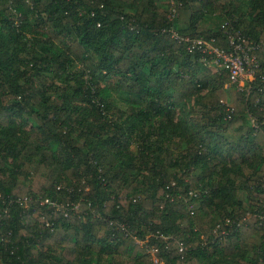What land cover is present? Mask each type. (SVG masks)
<instances>
[{
	"label": "trees",
	"instance_id": "1",
	"mask_svg": "<svg viewBox=\"0 0 264 264\" xmlns=\"http://www.w3.org/2000/svg\"><path fill=\"white\" fill-rule=\"evenodd\" d=\"M163 30L264 43V0H0V264H264V47L240 92Z\"/></svg>",
	"mask_w": 264,
	"mask_h": 264
},
{
	"label": "built area",
	"instance_id": "2",
	"mask_svg": "<svg viewBox=\"0 0 264 264\" xmlns=\"http://www.w3.org/2000/svg\"><path fill=\"white\" fill-rule=\"evenodd\" d=\"M13 1V0H9ZM175 16V7L172 4L170 8L169 18ZM163 33H168L171 39L184 44L189 53L199 52L203 55L202 62L208 69H214V72L225 71L228 75L229 83L236 86L237 91L248 92L247 85L253 81L255 74L260 73L258 59L254 56V51L263 46L264 43L247 44L244 39L237 34H231L228 37V48L219 49L211 42L203 38H180L173 30H163ZM264 77V72L262 73ZM232 109L230 110V113ZM252 127L258 129L256 123L252 120ZM264 133V129H263ZM142 245L143 242L136 241ZM148 252L152 256L153 264H159L160 260L155 256V250L149 249Z\"/></svg>",
	"mask_w": 264,
	"mask_h": 264
},
{
	"label": "rangeland",
	"instance_id": "3",
	"mask_svg": "<svg viewBox=\"0 0 264 264\" xmlns=\"http://www.w3.org/2000/svg\"><path fill=\"white\" fill-rule=\"evenodd\" d=\"M211 70L213 71L214 69ZM217 94L220 103L226 105L229 108H232L234 106V102H235L234 89L228 87V85H225V87L218 89Z\"/></svg>",
	"mask_w": 264,
	"mask_h": 264
}]
</instances>
